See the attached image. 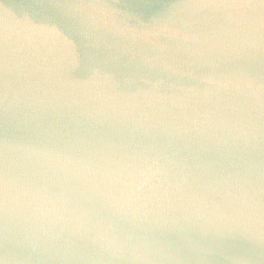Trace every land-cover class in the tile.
I'll list each match as a JSON object with an SVG mask.
<instances>
[{"label":"water","instance_id":"obj_1","mask_svg":"<svg viewBox=\"0 0 264 264\" xmlns=\"http://www.w3.org/2000/svg\"><path fill=\"white\" fill-rule=\"evenodd\" d=\"M0 264H264V0H0Z\"/></svg>","mask_w":264,"mask_h":264}]
</instances>
